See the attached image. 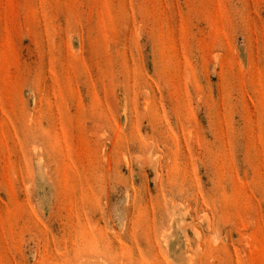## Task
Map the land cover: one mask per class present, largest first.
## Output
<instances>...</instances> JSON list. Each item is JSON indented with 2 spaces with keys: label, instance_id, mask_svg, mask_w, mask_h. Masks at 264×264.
<instances>
[{
  "label": "rangeland",
  "instance_id": "374dc122",
  "mask_svg": "<svg viewBox=\"0 0 264 264\" xmlns=\"http://www.w3.org/2000/svg\"><path fill=\"white\" fill-rule=\"evenodd\" d=\"M0 264H264V0H0Z\"/></svg>",
  "mask_w": 264,
  "mask_h": 264
}]
</instances>
